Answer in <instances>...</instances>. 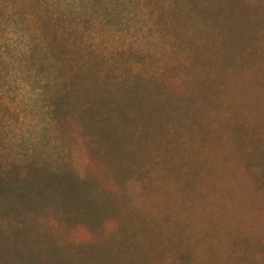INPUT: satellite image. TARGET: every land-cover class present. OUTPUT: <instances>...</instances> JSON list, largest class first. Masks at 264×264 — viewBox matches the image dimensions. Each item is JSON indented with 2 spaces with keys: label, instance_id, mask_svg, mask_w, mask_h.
<instances>
[{
  "label": "rangeland",
  "instance_id": "rangeland-1",
  "mask_svg": "<svg viewBox=\"0 0 264 264\" xmlns=\"http://www.w3.org/2000/svg\"><path fill=\"white\" fill-rule=\"evenodd\" d=\"M234 1L0 0V175L47 184L68 168L112 206L94 227L69 206L1 200L0 264H47L45 249L68 264H264V0ZM55 40L99 80L150 86L112 114L133 130L126 175L95 153L82 99L48 106Z\"/></svg>",
  "mask_w": 264,
  "mask_h": 264
},
{
  "label": "trees",
  "instance_id": "trees-1",
  "mask_svg": "<svg viewBox=\"0 0 264 264\" xmlns=\"http://www.w3.org/2000/svg\"><path fill=\"white\" fill-rule=\"evenodd\" d=\"M240 2L241 0H236L232 5L235 7ZM35 50L33 48L29 52L31 60L37 54ZM43 53L44 57L41 64L45 63L43 65L47 70L44 88L51 92L48 106L51 107L53 113L67 109L75 111L76 104L82 99L85 107L80 110L82 114L78 115V120H82L87 131H91L96 135V143L100 145L95 153L101 159L107 157L105 161H109L116 174L118 173L120 176L124 175L116 167L121 166L124 156L126 155L127 157L129 154L126 147L130 134L131 136L133 134V130L124 129L119 122H113L112 114L122 112L129 105L137 106V108L141 107L142 100L146 98L145 95H148L151 90L150 86L144 85L145 83L142 82L143 84L138 83L133 91H129L126 88L125 81L121 84V82L114 81V79H110L109 82H106L105 79L99 80L94 76L95 72H93L92 68L88 72L75 68L67 50L60 44L57 45V43L53 46L52 42H48L46 47H44ZM81 74L91 79L89 85L77 86V78ZM115 90L116 93H119L117 96L114 94ZM151 95H155V93L151 91ZM114 100H117L116 104ZM153 104L155 106L160 103L153 101ZM162 108L158 107L157 111L162 113L164 111ZM142 113H145V108H143ZM147 116L148 114L141 116L140 121H143L144 125H149L151 122V120L148 121L149 118ZM127 119L128 116L122 118L120 121ZM133 119L136 121L135 118ZM29 168L35 174H43L41 169L36 168L34 165L29 166ZM122 168L125 171V175L129 173V170H125L124 166ZM48 175L52 183L49 182L47 184L44 179L39 183H30L26 177L20 176L18 171L13 175H0V201L10 199V202L23 206L32 204H53L60 208L69 206L71 209L75 208L78 214L93 223L92 226L94 227H96V224L98 225V222L105 216V213L112 211V206L107 200V195L100 192L87 179L76 176L68 168H63L58 172H52ZM28 176L31 177V173ZM126 186L125 184L124 187L126 188ZM66 248H70V246ZM52 250L45 249L37 257L39 258L41 255L47 264H68V250L65 251L63 258L58 252ZM77 254L80 259L87 257L81 253ZM72 259L74 264H76V259ZM90 261L92 264H102L101 261L94 260L91 257Z\"/></svg>",
  "mask_w": 264,
  "mask_h": 264
}]
</instances>
